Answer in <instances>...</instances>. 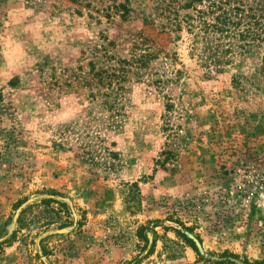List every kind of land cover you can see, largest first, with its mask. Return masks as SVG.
Segmentation results:
<instances>
[{
  "label": "rangeland",
  "instance_id": "1",
  "mask_svg": "<svg viewBox=\"0 0 264 264\" xmlns=\"http://www.w3.org/2000/svg\"><path fill=\"white\" fill-rule=\"evenodd\" d=\"M160 1L127 0L123 18L125 0H0V240L16 232L0 264H121L151 218L180 256L158 239L140 264H204L176 220L207 256L264 261L261 55L209 60L184 27H162ZM145 50L147 65L128 63ZM111 72L108 88L98 78ZM51 189L68 211L39 203Z\"/></svg>",
  "mask_w": 264,
  "mask_h": 264
},
{
  "label": "trees",
  "instance_id": "2",
  "mask_svg": "<svg viewBox=\"0 0 264 264\" xmlns=\"http://www.w3.org/2000/svg\"><path fill=\"white\" fill-rule=\"evenodd\" d=\"M125 1L118 4L122 10L121 16L123 18H126L131 10L127 0ZM159 4L163 5L162 11L166 12V22L162 24V27L173 32L180 31L184 27L188 33L193 34V45L200 49L201 55L204 53V56L207 55L209 60L216 63H228L237 54L257 53L261 55V69L264 70V0H184L183 2L168 0L160 1ZM154 56V53L145 50L139 54L134 53L128 63L136 62L139 67L145 66ZM99 72H95L96 77ZM112 73L114 72L105 74L104 79L99 77L98 81L105 83L108 88L111 87L112 75L110 74ZM106 75H109V78ZM105 78H107L106 82H104ZM12 129L13 127L2 133L8 146L16 140L15 135L12 134ZM164 154L168 157L172 152L165 150ZM2 155L3 153H0V157ZM126 185L128 191L124 196V208L130 214H135L141 210V193L137 182L134 181ZM42 193L43 195L38 198L40 204L49 206L52 203H57L68 211L69 208L67 202L63 199V193L52 189L42 191ZM23 201L24 199L18 201V203L20 204ZM160 222L159 218H151L147 219L145 223L137 225L133 232L136 239V253L121 264H140L154 252L158 239L162 240L165 248V243H170L167 246L168 258L175 259L180 256V253L174 248L179 247L180 243L166 237V235H159L155 230ZM176 222L180 225V228H170L175 232L176 237L186 246L192 248L198 262L204 264H264V261L250 262L246 258L228 251L207 256L203 251L200 235L184 222L180 220H176ZM48 223L52 222L49 221ZM15 236V230L7 234L4 239L0 240V246L2 244L10 245ZM41 264L51 263L49 260H42Z\"/></svg>",
  "mask_w": 264,
  "mask_h": 264
}]
</instances>
